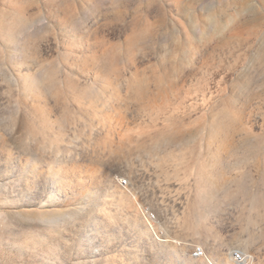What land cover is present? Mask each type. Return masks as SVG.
Returning a JSON list of instances; mask_svg holds the SVG:
<instances>
[{"label":"rangeland","instance_id":"374dc122","mask_svg":"<svg viewBox=\"0 0 264 264\" xmlns=\"http://www.w3.org/2000/svg\"><path fill=\"white\" fill-rule=\"evenodd\" d=\"M228 254L264 264V0H0V264Z\"/></svg>","mask_w":264,"mask_h":264},{"label":"bare ground","instance_id":"6f19581e","mask_svg":"<svg viewBox=\"0 0 264 264\" xmlns=\"http://www.w3.org/2000/svg\"><path fill=\"white\" fill-rule=\"evenodd\" d=\"M124 183H126V180H124ZM119 191L122 192L121 189H119ZM118 199H120V197H118ZM120 200H121V199H120ZM198 249H199V250H202V254H201V253H196V252H194L195 257H201V258L199 259V261H204V260H207V261H208V258H207V255H206L205 248H203V246H201V247H198ZM240 252H241V253H240V256H242V257H245V256H246L245 253H244L243 251H240ZM224 263H225V264H232V263H233L231 254H228V255L225 257V261H224Z\"/></svg>","mask_w":264,"mask_h":264},{"label":"built area","instance_id":"2783aa9c","mask_svg":"<svg viewBox=\"0 0 264 264\" xmlns=\"http://www.w3.org/2000/svg\"><path fill=\"white\" fill-rule=\"evenodd\" d=\"M121 183L124 184V179H122ZM195 252H196V253H201V254H202V250H199V249H197ZM237 258H238L237 261H239V262H243V261H245V257L240 256V254H239V256H237Z\"/></svg>","mask_w":264,"mask_h":264}]
</instances>
